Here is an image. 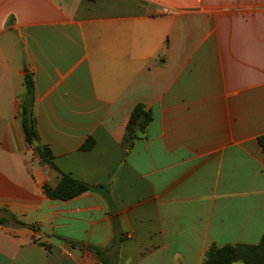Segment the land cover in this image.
I'll use <instances>...</instances> for the list:
<instances>
[{
	"label": "crops",
	"instance_id": "0c3cea01",
	"mask_svg": "<svg viewBox=\"0 0 264 264\" xmlns=\"http://www.w3.org/2000/svg\"><path fill=\"white\" fill-rule=\"evenodd\" d=\"M28 74L39 145L111 203L46 195L61 176L26 139ZM138 104L153 120L126 149ZM262 136L264 0H0V264H103L90 246L203 264L212 245H257Z\"/></svg>",
	"mask_w": 264,
	"mask_h": 264
},
{
	"label": "trees",
	"instance_id": "16d2710c",
	"mask_svg": "<svg viewBox=\"0 0 264 264\" xmlns=\"http://www.w3.org/2000/svg\"><path fill=\"white\" fill-rule=\"evenodd\" d=\"M25 93L22 95L19 104V113L22 120V126L26 134L28 143L33 146L35 140H39L36 122L33 115V107L36 100V90L33 77L28 74L24 81ZM153 120V112L144 105L138 104L132 111L123 141V146L129 149L134 142L145 134L147 127ZM260 145L264 149V136L259 138ZM92 137L88 138L82 145L84 151L91 150L94 147ZM39 158L43 163H47L52 168L59 171L54 164V154L52 150L45 145H39L36 148ZM60 181L54 188L46 186V195L52 200L67 201L79 196L85 192H96L102 194L111 203L109 188L98 185L93 186L83 181L77 180L61 171ZM49 249V246H48ZM90 251L98 256L103 264H112L106 259L100 248L88 247ZM264 264V236L257 245H228L219 247L212 245L206 252L203 264Z\"/></svg>",
	"mask_w": 264,
	"mask_h": 264
},
{
	"label": "water",
	"instance_id": "95a60500",
	"mask_svg": "<svg viewBox=\"0 0 264 264\" xmlns=\"http://www.w3.org/2000/svg\"><path fill=\"white\" fill-rule=\"evenodd\" d=\"M39 145V142L37 140L34 141V146L37 147Z\"/></svg>",
	"mask_w": 264,
	"mask_h": 264
}]
</instances>
